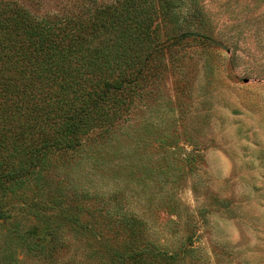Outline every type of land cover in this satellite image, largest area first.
<instances>
[{"label":"rangeland","instance_id":"obj_1","mask_svg":"<svg viewBox=\"0 0 264 264\" xmlns=\"http://www.w3.org/2000/svg\"><path fill=\"white\" fill-rule=\"evenodd\" d=\"M10 1L40 20L90 4ZM95 1L91 8L115 0ZM174 2L173 22L158 21L160 70L115 127L84 139L68 181L121 233L140 225L145 241L181 256L179 264H264V0ZM198 7L217 42L209 48L183 35L203 31ZM71 247L57 264H98L84 242Z\"/></svg>","mask_w":264,"mask_h":264},{"label":"trees","instance_id":"obj_2","mask_svg":"<svg viewBox=\"0 0 264 264\" xmlns=\"http://www.w3.org/2000/svg\"><path fill=\"white\" fill-rule=\"evenodd\" d=\"M87 2L40 20L0 0V253L6 264L28 257L57 264L75 240L98 264H179L181 256L146 242L140 225L121 233L68 181L84 139L115 127L160 70L166 43L158 21L173 22L176 4ZM194 16L203 31L183 35L207 48L217 44L201 7ZM65 157L66 191L57 179Z\"/></svg>","mask_w":264,"mask_h":264}]
</instances>
